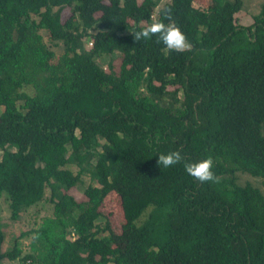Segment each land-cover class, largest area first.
I'll list each match as a JSON object with an SVG mask.
<instances>
[{
	"label": "trees",
	"instance_id": "16d2710c",
	"mask_svg": "<svg viewBox=\"0 0 264 264\" xmlns=\"http://www.w3.org/2000/svg\"><path fill=\"white\" fill-rule=\"evenodd\" d=\"M199 1L0 0V198L11 221L53 208L5 251L0 215V264H264V195L236 176L264 185V4L244 26L243 0ZM165 15L192 51L134 41ZM173 151L220 182L160 168Z\"/></svg>",
	"mask_w": 264,
	"mask_h": 264
},
{
	"label": "rangeland",
	"instance_id": "374dc122",
	"mask_svg": "<svg viewBox=\"0 0 264 264\" xmlns=\"http://www.w3.org/2000/svg\"><path fill=\"white\" fill-rule=\"evenodd\" d=\"M167 1L168 0H161L159 8H161ZM199 2L204 6L210 4L208 0H200ZM243 3H244L243 9L237 15V21L238 23L244 26H249L254 22L253 21L254 17L260 13L262 5L264 4V0H243ZM89 32L92 31L90 30ZM88 47H90L89 42H88ZM56 50L57 53L60 54V52H62L63 49L61 47ZM117 55H118L117 53L111 56L98 55L95 57V61L98 63L100 67H102L103 69H107L110 59L116 57ZM28 90L30 91V89ZM1 112H2V108H0V113ZM261 133L264 136V124H262L261 126ZM1 156H2V151L0 150V158ZM67 167L75 173L78 171V168L75 165H68ZM236 176H237L238 185L240 186L251 185L254 188H258L264 195L263 178L254 177L249 173L241 172V171L237 172ZM91 183L92 182L90 180V176L84 175L83 183L71 189L69 194L72 195L78 202H83L86 200V196L84 195V190L87 187V185ZM105 211L111 216L115 226L118 227L119 226L118 221L121 218V210L119 208V202L116 200H107L105 205ZM52 212H53L52 205L41 203L36 207L29 209L27 212L21 214V218L19 221H11L9 201L7 195L4 194L0 198V215L3 221H5L8 225L4 227L6 239L3 244V250L5 251L7 248L11 247L13 242L11 241L12 236H19L22 232H25L33 227L40 226L46 217L52 215ZM145 217L146 215L143 217V219ZM96 223L104 227L105 218L102 217L98 219ZM30 242H31V236L24 238L19 242V248L23 250V255L29 252ZM4 264H23V262L20 260H16V261L6 260Z\"/></svg>",
	"mask_w": 264,
	"mask_h": 264
},
{
	"label": "clouds",
	"instance_id": "9594fccd",
	"mask_svg": "<svg viewBox=\"0 0 264 264\" xmlns=\"http://www.w3.org/2000/svg\"><path fill=\"white\" fill-rule=\"evenodd\" d=\"M169 23L162 21L154 22L148 27L135 33L134 41L149 40L156 37L157 43H162L169 51L176 53L190 52L193 45L188 41L186 35L171 20L170 15H165ZM184 162V157L180 151H173L168 154L158 156L157 165L161 168H171ZM215 162L212 158H206L197 162H184V169L188 175L200 184L219 183L220 178L214 171Z\"/></svg>",
	"mask_w": 264,
	"mask_h": 264
}]
</instances>
